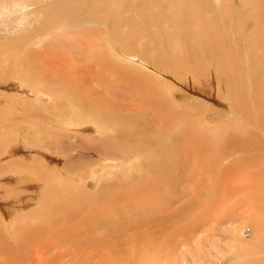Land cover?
<instances>
[{
    "label": "rangeland",
    "instance_id": "1",
    "mask_svg": "<svg viewBox=\"0 0 264 264\" xmlns=\"http://www.w3.org/2000/svg\"><path fill=\"white\" fill-rule=\"evenodd\" d=\"M204 1L210 11L209 22L219 23L222 27L220 31H223L225 26L229 30L234 26H239V29L247 35L250 32L247 28V22L256 20L260 11L264 12V0ZM17 3L19 4V0H13L14 5H18ZM170 11V9L167 11L168 16L172 15ZM212 12L215 17L211 15ZM19 16L18 19L21 18L22 14ZM133 19L135 17L132 15L127 21L132 42L125 50L141 53L153 66L145 67L126 58L125 60L114 58L113 62L119 67L118 70L108 68L100 72V68H98L101 75L98 78L102 80L103 84L107 82L114 87H118L120 83L127 85L130 94L126 102L114 99L107 93L109 87L102 88L94 82H91L86 89H93L95 93H99V96L95 95L103 101L105 108L111 112L124 110L137 114L139 108L142 105L144 108V105L148 103L147 101H159V93L157 92L166 91L167 84H170V86L173 85L177 94L186 91L184 94L192 102L185 103L184 101L182 105L193 106L203 112L208 111L209 115L216 118V122H203L200 128H213L220 124L226 127V120L233 118V115H231V107L229 106L227 87L216 82L218 72L214 52L206 47L201 50V59L203 58L202 60L207 65L208 75L205 76L206 78L204 76L197 78V67L190 68L192 70L190 72V69L180 61H176V64L184 69L183 77H173L170 68V61L173 59L170 57L163 58L152 50H157V45L183 50L184 45L178 41V34L183 33L181 32L182 28L178 25H172L174 22H165L164 20L166 33L162 35L168 37L149 38L147 42L138 44L134 40L142 36L143 30L139 25L131 23ZM31 22L34 26L31 19L24 21L25 26L29 27ZM144 24L150 27V31L155 29L151 27L153 24L148 21H145ZM16 26L17 24L13 28L6 29L7 34H4L3 29L1 31L0 62L3 61L2 68H6L8 65L7 58L15 55L7 48L12 43V35L17 31ZM76 26H79L78 29L87 27L86 29H91V31L98 27L92 23H79ZM76 26H66L58 31L53 30L45 40L48 41L47 43L45 41L37 42L36 47H39L40 52H46L45 50H48L50 45L55 51L53 49L54 47L57 48L55 45L66 44L67 47L63 50L68 54L72 53L70 55L73 57L51 52V55H46L49 56L47 60L50 65H45L36 59L32 66V71L36 75H41L46 70L47 77L54 79L55 72H57L54 69H60L62 66L85 65L80 58L87 54L95 60H101V48L92 50V47L84 46L80 38L74 39L76 41L70 39L76 30L75 28H77ZM196 27H193V31L199 30ZM257 32L251 31V34L256 33V36L257 34L261 36L264 34V32ZM229 35L233 37L228 39L227 43L232 46L233 53H238L235 61H240L239 63L244 65V58L242 57L244 56L245 61L249 62L251 57L248 55L249 49L246 47L238 49L237 36L232 33ZM153 40H156L157 45ZM2 42L3 44H1ZM46 46L48 47L46 48ZM149 46L153 49L151 50ZM25 57H30V55L26 54ZM51 67L55 68L51 69ZM152 67L161 74L155 72L156 70ZM1 75L6 74L0 70ZM2 80L0 79V157L3 158L0 160V243L10 246L18 243L21 250L16 259L20 260L19 264H41V257L43 260L48 259L49 264H77L79 259H84L86 264H95L100 260V253L113 251V248L120 252L127 251V256L132 260V264H239L240 262L242 264L246 261L245 247L251 246L258 240H263L261 236H255L256 223L253 219L257 214L254 216V211L248 207V203L252 202L254 196L243 195L244 185H239L233 193L234 197L226 200L224 184L217 183L223 175L222 168L228 163V159L233 158L232 156L227 155L223 161L208 164L205 160L213 154H207L203 158L199 152H193L194 154H188L187 159H183V152L178 150L175 153L169 151L157 156V168H154L153 165H147L151 163L150 159H137L134 165L118 163L115 158L106 157L110 155L108 151L113 148L107 146L110 143L106 137L91 130L85 134L76 131L73 133L74 130L61 123L59 126L57 124L51 125L50 129H45L43 134H37L27 128L25 119L15 116L21 113L23 108L40 109L42 105V110H40L44 112L45 104L42 103L47 102L38 101L39 98L35 97V93L27 89L28 87L12 86L15 83L24 85L17 78L12 77L5 84L1 83ZM66 99L70 100L68 102H71L72 105L64 102L62 104L64 112H67L70 119H73L72 122L81 121L76 107V95L70 94ZM100 99L97 101L101 103ZM10 104L12 106H9ZM45 107L47 108L48 105ZM82 110L84 115L87 114L85 117L89 119L88 121H91L90 118H92L96 123H102L103 120L96 113L90 111L88 107L84 106ZM141 113L142 111L138 115H132L130 119L119 114L117 119H110L109 121L121 120L129 126L139 127L137 119ZM2 114L7 115L8 119ZM224 115H228V118ZM136 116L137 118H135ZM51 121H56V119L52 118ZM126 130L127 128H125V132ZM70 131L73 134H69ZM252 131L260 134L261 149L256 151L258 155L250 153L247 149L245 153L240 155L242 158H239L241 161L243 159L244 162L238 166L241 165L242 168L244 166V169H248L249 172L252 170L255 174L257 171L264 173V132H261L259 127L253 128ZM61 132H66L70 138L63 136V134L60 135ZM7 134L9 135L7 136ZM175 134L179 135V139L181 135L185 141L190 139L189 135H184L177 130ZM194 135L203 138L207 133L205 130H197ZM169 136L171 135H164L157 137V139L168 144ZM101 140L104 144L100 145ZM178 143L181 142L178 141ZM19 144L22 146V151L19 150L13 154L6 152L11 148L19 147ZM70 147L71 149H69ZM36 149H40V153ZM214 156L218 157L219 154ZM169 158L173 170L171 166L168 167L166 162ZM252 158H257L255 164ZM183 160L185 161L184 167L182 166ZM192 162H195L197 166L201 162L204 171L214 169V172L205 175L203 170L199 171V168H195V166L189 168V172L186 163ZM162 175H168V177L163 181V186H159ZM121 184L127 186L123 189L115 188ZM139 190L148 196L145 202ZM237 190H241V194H237ZM124 193L126 194L124 195ZM117 194L122 195V199L116 198L114 203L101 206L103 198ZM57 196L60 197V201L55 199ZM236 196H240L242 200L238 205L235 204L239 201L235 198ZM74 203L75 206L72 205ZM63 205L66 208L62 211L54 209V206L57 208ZM243 208H246L245 211ZM247 210L250 215L246 212ZM238 214L242 216L245 214L246 217L243 218ZM236 215L238 216L236 217ZM44 218H46L47 224L40 222ZM246 222L248 223L245 224ZM11 228L15 229V234L14 231L8 230ZM28 231L29 233L26 235ZM57 234L59 236H56ZM60 235L66 243H63L60 250L46 248L47 245H51V241L62 242ZM73 245H79L82 248V252L78 255L79 258L75 259L68 251V249H72L71 246ZM238 248L242 249L238 250ZM136 250L140 254L133 253ZM262 256L264 257V253H260L259 257L258 255L254 257L262 258ZM138 257L139 259H137ZM140 258H144V260L139 261Z\"/></svg>",
    "mask_w": 264,
    "mask_h": 264
},
{
    "label": "bare ground",
    "instance_id": "2",
    "mask_svg": "<svg viewBox=\"0 0 264 264\" xmlns=\"http://www.w3.org/2000/svg\"><path fill=\"white\" fill-rule=\"evenodd\" d=\"M169 9L171 10V13H169L172 14L170 16L167 15V11H169ZM209 13L210 11L208 10V6L204 0H19L18 5H14L13 0H0V34L2 29L4 34H7L8 32L6 29L13 28V26L17 24V31H15L12 35V43L7 48L8 50H11L13 54L15 53V55L7 58L8 65L6 68H2L1 66L3 61L0 62V70L6 74L1 75L0 79H3L1 83L5 84L11 80L12 77L17 78L21 80L24 85L15 83L12 86L21 88L28 87L27 89L34 92V96L39 98L38 101L41 100L42 102H47L42 103L40 101L42 104H45L46 106L48 105L47 108L44 105V112L41 111L43 106L41 104V110L23 108V111L15 116L16 118H24L27 128L33 130L37 134H43L44 130L50 129L51 125L57 124L59 126L61 123L68 125L71 130H74L73 133L76 131L77 133L82 132L85 134L91 130L92 132L106 137L107 141L110 143V145L107 146L113 147L108 151L110 155H107L106 157L115 158L118 163L121 162L126 163L127 165H134L135 160L137 159H150L151 163H148L147 165H153L154 168H157V156L169 151H173V153H175L178 150L183 152V159H187L188 154L193 152H199L203 158L207 154H213L206 158L205 161L208 164L223 161L227 155L232 156L233 158L228 159L227 164L229 165L226 164L222 168L223 177L220 175L221 180L217 179V183L224 184L226 200L234 197L233 193L239 185H244L245 191L243 195H246L247 197H251L252 195L254 196H252L254 198H252V204L248 203V207L254 211V216L257 214L255 219H253L256 223L255 236H261L263 240H258L257 242H254L255 244L250 243L251 246L245 247L244 250L247 255L242 256H245L246 261L242 264H264L263 256L262 258L254 257L257 255L259 257L260 253H264V173L257 171L255 174L252 170L249 172L248 169H244V166L243 168L240 167L241 165L238 166L241 162H244L243 159L241 161L239 158H242L240 155L245 153L247 149L250 153H256L257 155L258 153L256 151L261 149L260 134L258 132H253L252 129L259 127V130L264 132V34H262V36L260 34H257L256 36V33L251 34V31L257 32V30L258 32H264V12L260 11L256 20H249L247 22V28L250 30L247 35L243 32V30L239 29V26H234L231 30H229L224 25L226 28L224 27L223 31H220L222 27H220L219 23L215 21L209 22ZM19 14H22V16L18 19V17H20ZM132 15L135 19H133L131 23L139 25L143 30L142 36L134 40V42L138 44L147 42L149 38L159 39L167 36L162 35L163 33H166V28L164 29V20L165 22H174L172 25H178L182 28L181 32L183 33L178 34V41L184 45L183 50L172 49L170 47L167 48L163 45L159 46L156 44V40L153 41L158 46L157 50L149 46L150 49H153L152 51L157 55L163 58L170 57L173 59L170 61L171 74L173 77H183L182 73L184 69L180 65L176 64V61L182 62L189 69L196 66L197 78L198 76H207V65L202 60L203 58L201 59V50L203 47H206L208 50L214 52L216 55V70L218 72L216 82H218L219 85L227 87V89L226 87L225 89L227 90L226 92L229 96L228 100L230 104L229 106L231 107V115H233V118H229L228 120L225 119L226 127H223V125L220 124L213 128H200L203 122H216V118L209 115L208 111L203 112L201 110V112L193 106L182 105V102L184 101L185 103L191 101L186 94H184L186 91L182 94H177V91L173 89V85L170 86V84H167L166 91L157 92L159 93V101H147L148 103L144 105V108L143 105L139 108V113L137 114H132L124 110L111 112L105 108L103 101L100 98H97L96 95L99 96V93H95L93 89H86L91 82H94L99 84L102 88L109 87L107 93L114 99L126 102L128 100V95L130 94L127 89V85L120 83L118 87H114L107 82L103 84L102 80L98 78L101 77L99 73L108 68L115 71L118 70L119 67L113 62L114 58L124 60L126 58L129 61L141 64L145 67L152 65L150 61H148L141 53L137 51L125 50L132 42L129 36L130 27L127 24L129 16ZM211 15L215 17L213 12ZM217 18L221 19L222 17ZM27 19H31L34 26H32L31 22V25L29 26L27 24L29 27H26L24 21ZM145 21L152 23L153 26L151 27H154L155 29L150 31V27L145 26ZM79 23H92L96 24L98 27L93 31H91V29H86L87 27L85 29L81 27L80 29L82 30H80L78 29L79 26H76ZM66 26L77 27L75 28L76 30L74 33L71 36L69 35L70 39L74 40L80 38V40L83 41L82 43L84 46H90L92 47V50L101 48V60H95L87 54L80 58L85 65H76L75 67L62 66L60 69H54V71H57L55 72L56 75L52 73V75H54V79L47 77L46 70L41 75H36V73L32 71V66L34 65L33 63L36 59L43 62L45 65H50L47 60V57L49 56L46 55H51V52L53 54L60 53L61 55L63 54L65 56L69 55V57H73V55H70L72 53L68 54L65 50H63L67 47L66 44H61L59 46L55 45L57 48L54 47L53 49L56 52L52 50L51 45L48 50H45L46 52H40L39 47H36L37 42L45 41L53 30L58 31ZM253 26L254 28H252ZM193 27H196L199 30L195 29L193 31ZM229 33L237 36L239 41L238 49H241L242 47L249 49L248 55L251 56L250 61H245V57L242 56L244 61H241L244 62V65L240 64V61H235L237 56L236 54L238 53H233L232 46L230 43H227L228 39L233 37L230 36ZM248 36L250 37L248 38ZM47 42L45 41V43ZM1 44H3V42ZM47 47L48 46H46V48ZM176 51H178V53H176ZM26 54H29L30 57H25ZM184 60L187 61L184 62ZM145 62H148L149 64H146ZM53 68L51 67V69ZM98 68H100V72H98ZM153 68L154 67H152V69ZM155 70V72L160 73L157 69ZM190 72H192L191 69ZM61 73L63 74L62 76ZM18 93L19 92L17 91V94ZM70 94L76 95V107L78 114L81 117V121L77 123L72 122L73 119H70L67 112H64L62 106L64 102L72 105L71 102H68L70 100L66 99ZM97 99H100L101 103L98 102ZM9 106H12V104ZM84 106L88 107L90 111L96 113L101 120L109 123H105L103 121L102 123H96L92 118H90L91 121H88L89 119L85 117L87 114L84 115L82 110V107ZM141 111L142 113L137 119L139 127H136L135 125L129 126L124 124L121 120L113 122L109 121L110 119H117L116 117L119 114L122 117L130 119L132 115H138ZM2 115L8 119L7 115ZM228 115L224 116L228 118ZM52 118H55L56 121H51ZM135 118H137V116ZM212 118L213 120H211ZM260 127L263 128L260 129ZM125 128H127L126 132ZM176 130L184 135H189L190 139L185 141L182 138V135L179 139V135L175 134ZM197 130H205L207 135L203 138L197 137V135H194ZM66 132H61L59 134H63V136L69 138V134H73L71 131L69 134ZM8 135L9 134H7V136ZM164 135H171L167 140L168 144L157 139V137ZM178 141L181 143H178ZM101 144H104L102 140L100 145ZM18 146L19 147L11 148L6 152H8V154H13L19 150L22 151V146L20 144ZM69 149H71V147ZM36 151L39 152L41 150L36 149ZM46 154L48 155V152ZM218 154V157L214 156ZM1 159L3 158L0 157V160ZM256 159L252 158L254 164L256 163ZM166 162L168 167L171 166L173 170L170 158L167 159ZM184 164L185 161L182 163L183 167ZM193 166H195V168H199V171L203 170L201 162L198 165L199 167L195 164V162L186 163V167L189 172V168H192ZM254 170L256 171V169ZM213 172L214 169H208L204 171V174L209 175ZM167 177L168 175H162L158 185L163 186L162 183ZM155 182L157 181L155 180ZM117 186L118 187L115 188L123 189L127 185L123 186L121 184ZM139 191L143 197V201L145 202L148 196L142 194L141 190ZM125 194L126 193H124V195ZM237 194H241V190H237ZM122 197V195L118 194L110 196L109 198L105 197L102 199L103 201H101V206L104 207V205H108L109 203L112 204L116 198L122 199ZM235 198L240 201L235 202V204H240L242 201L240 196H236ZM55 199L60 201L59 196L55 197ZM72 205L75 206L76 204L74 203ZM54 207L56 211H62L66 208L65 205L57 208L56 206ZM246 212L248 213V210ZM238 215L242 216L241 214ZM238 215H236V217ZM244 216L245 214L242 217L244 218ZM40 222L47 224L46 218L41 219ZM247 223L248 222L245 224ZM8 230L14 231L15 234L14 228ZM28 233L29 231L26 235H28ZM56 236H59V234ZM60 239L62 242L51 241V245H47L46 248L60 250L63 243H65L61 235ZM71 248L72 249H68L69 253L73 255L75 259L79 258L78 255L82 252V248L79 245H73ZM239 249L242 248H238V250ZM20 250L21 249L18 247V243L12 246L0 243V262L2 264H19L20 260L18 261L16 258L19 257L18 254L20 253ZM114 250L115 248H113V251L100 253V260L95 264H132V260L127 256V251L120 252ZM133 253L140 254L138 250ZM139 257L137 259H139ZM14 259L15 261H13ZM42 260L43 258L41 257V264H49L48 259ZM143 260L144 258H140L139 261ZM77 262V264L81 262L82 264H86L84 259H79Z\"/></svg>",
    "mask_w": 264,
    "mask_h": 264
}]
</instances>
